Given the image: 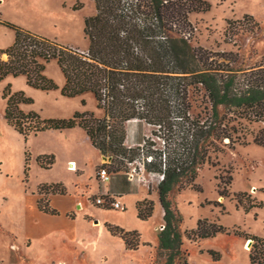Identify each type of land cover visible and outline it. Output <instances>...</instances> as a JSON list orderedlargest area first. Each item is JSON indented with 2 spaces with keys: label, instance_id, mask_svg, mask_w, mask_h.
Wrapping results in <instances>:
<instances>
[{
  "label": "trees",
  "instance_id": "trees-1",
  "mask_svg": "<svg viewBox=\"0 0 264 264\" xmlns=\"http://www.w3.org/2000/svg\"><path fill=\"white\" fill-rule=\"evenodd\" d=\"M93 2L95 13L84 19L86 50L2 21L14 30L15 38L12 45L0 49V56H6L0 58V80L7 75H25L30 86L56 89L55 82L43 74L45 64L55 59L65 78L61 94L71 97L92 92L103 114L81 111L70 117L41 118L20 108V103L30 102L31 98L22 91L10 93L5 88L4 118L24 139L32 133L79 126L91 144L110 157L99 168L127 173L128 164L140 160L146 172L160 175L155 190L163 209L164 228L158 234L156 250L163 259L161 264H189L188 251L182 247L183 235L197 241L229 230L217 221L199 218L195 228L182 232L183 216L171 193L187 187L201 191L196 182L200 170L216 167L225 147L246 143L247 124L264 122V54L250 64L240 48L221 50L193 44L190 15L208 11L210 0ZM248 18L255 26L249 31L259 29V22L251 14H244L243 19H227L224 41L232 42L243 31L242 21ZM199 92H203L205 104L195 112L192 96ZM131 120L156 126L163 148L152 149L154 142L149 139L141 145H127L126 124ZM252 141L264 146V128L252 134ZM24 155L27 181L31 156L28 150ZM54 159L53 154H43L36 157V162L48 168ZM216 178L219 195L226 196L232 176ZM37 192V208L59 214L50 205L48 195L64 194L65 187L61 183L44 184ZM151 192L149 186L148 193ZM136 208L138 217L147 219L153 213L154 202L146 197L137 201ZM105 226L111 234L121 237L128 249L141 244L136 230L110 223ZM232 232L252 239L250 263L264 264V238L236 229Z\"/></svg>",
  "mask_w": 264,
  "mask_h": 264
},
{
  "label": "rangeland",
  "instance_id": "rangeland-1",
  "mask_svg": "<svg viewBox=\"0 0 264 264\" xmlns=\"http://www.w3.org/2000/svg\"><path fill=\"white\" fill-rule=\"evenodd\" d=\"M210 2L208 11L190 15L195 33L192 43H199L211 49L240 48L247 54L250 64L258 61L264 54V0ZM95 11L93 0H0V49H5L14 42V30L2 23L7 21L60 44L86 50L88 40L84 35L83 20ZM244 14H251L253 19L259 22V29L252 33L249 30L255 28L253 20L244 19L243 31L236 35L232 42H225L223 32L227 19H243ZM43 74L55 82L56 89L41 90L30 86L25 75H7L0 80V264H49L55 255L53 242L60 240L56 236H65L66 232L61 229L50 231L51 228H48L47 224L54 222L50 219L42 222L41 229H33L31 222L35 217L31 212L34 211V201L39 197L34 190L48 184L46 182L50 184L64 180L69 186L76 182L81 183L80 180H73L74 172L65 170L63 158L66 157H87V173L93 172L91 163L95 159V153L90 143L85 141L86 133L82 128L49 130L26 140L7 124L4 118L6 99L2 97L5 88H8L10 93L22 91L25 96L31 98L30 102L20 103V108L24 112L33 111L41 118L70 117L81 111H93L97 116L103 114L102 110L97 108L92 92L71 97L61 94L65 79L55 59L45 64ZM202 95L203 92H199L192 96L195 112L205 104ZM261 128H264V122L247 124L246 143L236 144L233 148L225 147L218 155L219 164L216 167L205 166L200 170L196 182L202 187L201 191L189 187L172 191L171 196L183 216L180 225L182 232L187 233L195 228L199 218L217 221L229 230V233H217L197 241L183 235L182 247L188 251L189 264H251L249 252L253 240L234 234L232 230L264 238V146L252 141V134ZM126 132V144L129 146H135L138 142H141V145L143 140L149 139L154 142L152 149L163 148L162 138L159 136L161 132L157 131L154 125L131 120L126 124ZM25 150L30 151L33 156L29 161L27 181L23 171ZM53 150L62 152V155L59 154L60 158L52 167H41L35 157L53 154L55 158ZM45 159H48V156ZM128 167V173L134 175L133 181L147 184L151 186L152 192L156 191L158 174L142 170L140 160L128 164ZM75 169L76 166L71 170ZM229 174L232 176V182L226 188L227 195H219V180L216 176L227 177ZM225 180L226 178L223 182ZM223 182L220 184L221 188L224 186ZM94 191L89 190V198ZM130 200L129 197L125 200L126 209L123 206L120 209L105 210L106 212L97 209L98 204L91 201H88V204L112 222L139 229L143 238L142 245L144 241H156L160 232L159 226L163 222L160 204L157 201L152 215L141 219L131 206ZM33 230L36 234H44L37 236ZM28 233L33 234L31 237L34 238V243L19 253L17 248L19 250L21 247L14 243V240L16 236L19 240L24 239ZM249 240L252 243H249ZM246 244L247 249L244 248ZM60 249L65 255L64 247L61 246ZM145 250L146 247L141 246L136 251H122L117 245H109L104 255L106 258L101 260L90 250L86 258L74 256V253L79 254L76 252L78 250L69 254L74 257L70 259L71 264H148L147 258L149 264H161L163 259L158 255L156 248L151 249L150 254ZM23 255L29 257L27 262L22 259ZM66 257L69 258L68 255Z\"/></svg>",
  "mask_w": 264,
  "mask_h": 264
},
{
  "label": "crops",
  "instance_id": "crops-1",
  "mask_svg": "<svg viewBox=\"0 0 264 264\" xmlns=\"http://www.w3.org/2000/svg\"><path fill=\"white\" fill-rule=\"evenodd\" d=\"M83 27H84V20H83ZM15 38V34H14ZM88 45V44H87ZM87 48V47H86ZM6 56L4 55L2 58H5ZM65 79V78H64ZM65 83V80H63ZM79 126H75L72 128H76ZM68 128V129H72ZM52 131H62V130H55V129H50ZM66 130V129H63ZM49 131V130H46ZM45 131L38 132L36 134H29L27 136V139L31 136H37L39 133H42ZM85 141L87 143H90L91 149L95 153V159L92 160L91 166L93 168V172L87 173L88 172V164H89V159L85 156H74V157H66L63 158V166L65 167L66 171L69 172H74L75 176L73 177L74 181H81V183L76 182L72 186H69V183H67L64 180L56 181V183H61L66 190V193L60 194V193H50L48 195L50 205L54 207L55 209L58 210L59 214H49L45 213L37 208L36 205V200L34 201V207L31 213L34 215L35 219L32 220L31 224L33 225V229L36 231L38 229H41L40 225L44 220L50 219L54 222L48 223L47 226L48 228H51V230H64L66 232V235H58L56 238L60 239L58 241L53 242V248H54V253L55 255L52 256V259L50 260L49 264H71L70 259L74 258L71 256L74 251V256L76 257H81V258H86L88 255V250H90L98 259H105V251L106 248L110 245H117L122 249V251H136L138 250L141 246H145L148 254L151 253V249L156 248L158 244V236L156 241H144L143 245L139 244V246L136 249H128L125 246V243L123 239L119 236L113 235L109 232V230L106 228L105 223H110L113 225H118L125 230H136L140 234V240L142 243V235L139 229L136 228H129L126 225H119L115 222L110 221L109 218L107 217H102V215L98 214L99 211L96 210L99 209L100 211L109 210L112 209V207L108 205H99L101 207H92L88 204V201H91L97 205L95 202V198L99 195H103L105 197H115L117 200L120 201L122 206L127 208L125 200L127 198H131L130 203L131 206L134 207L135 212L137 214V208H136V203L137 201L144 199V198H150L154 202V207L158 201V195L156 191H153L152 193H148V185L147 184H142L139 182L133 181L128 172H109L110 179L106 182H102L99 179L98 176V170L99 167L104 163V162H109L110 159H104L103 155L99 152L97 148H95L88 136H85ZM55 153V159L53 164L54 165L57 160L60 158L59 154L62 152L59 151L57 152L56 150H53ZM30 153V151H29ZM62 155V154H61ZM31 158L33 157L32 154L30 153ZM66 156V155H65ZM64 157V156H63ZM36 159V157H35ZM66 159V160H65ZM71 165L76 166L75 170H71L68 167ZM39 167V166H38ZM80 176V177H79ZM84 177L81 179V177ZM84 182V183H83ZM49 184V182H46ZM73 182H71L72 184ZM76 186V187H75ZM72 187V189H71ZM95 190L94 194L91 195L89 198V190ZM35 194H38V188L37 190H34ZM34 194V195H35ZM156 197V198H155ZM159 203V201H158ZM161 208V205H160ZM116 209V208H114ZM120 209V208H119ZM154 212V208H153ZM161 216H163V209L161 208ZM162 218V217H161ZM162 222V221H161ZM33 230V233L35 231ZM57 233V232H56ZM14 236V233H12ZM32 233H28L26 238L19 240L16 236L14 243H17L21 249L17 251L21 253L22 249L25 247H29L34 243V238L31 237ZM44 233H39L36 234L37 236H40ZM55 235V234H54ZM33 236V234H32ZM12 243V242H11ZM12 245V244H11ZM63 246L64 250L66 251V254L64 255L63 251L60 249V247ZM71 253V254H69ZM21 255V254H19ZM66 255L69 256V258L66 257ZM146 255V254H145ZM22 259L27 262L29 260V257H26L25 255L22 256ZM148 259V264H149V258Z\"/></svg>",
  "mask_w": 264,
  "mask_h": 264
},
{
  "label": "built area",
  "instance_id": "built-area-1",
  "mask_svg": "<svg viewBox=\"0 0 264 264\" xmlns=\"http://www.w3.org/2000/svg\"><path fill=\"white\" fill-rule=\"evenodd\" d=\"M73 166V165H72ZM74 167V166H73ZM142 170H144L143 168V165H142ZM130 178L132 179L134 177L133 173H128ZM98 176H99V179L102 181V182H106L110 179V175H109V172L107 171V169L105 167H101L99 168L98 170ZM159 178L161 177L160 175H158ZM95 202L99 205H108L112 208H116V209H119V208H123L122 204L120 203L119 200H117L115 197H105L103 195H100V196H97L95 198ZM164 228V225L161 224L159 226V229H163Z\"/></svg>",
  "mask_w": 264,
  "mask_h": 264
},
{
  "label": "bare ground",
  "instance_id": "bare-ground-1",
  "mask_svg": "<svg viewBox=\"0 0 264 264\" xmlns=\"http://www.w3.org/2000/svg\"><path fill=\"white\" fill-rule=\"evenodd\" d=\"M70 167H71L70 169H73V168H74L72 165H71ZM244 248H246V249H247V248H248V245H247V244H246V245H244Z\"/></svg>",
  "mask_w": 264,
  "mask_h": 264
},
{
  "label": "water",
  "instance_id": "water-1",
  "mask_svg": "<svg viewBox=\"0 0 264 264\" xmlns=\"http://www.w3.org/2000/svg\"><path fill=\"white\" fill-rule=\"evenodd\" d=\"M103 157H104V159H110V157H106V156H103ZM249 243H252V241L249 240Z\"/></svg>",
  "mask_w": 264,
  "mask_h": 264
}]
</instances>
